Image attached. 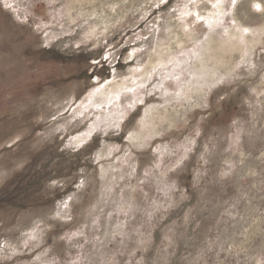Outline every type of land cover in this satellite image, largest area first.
I'll use <instances>...</instances> for the list:
<instances>
[{"label": "rangeland", "instance_id": "rangeland-1", "mask_svg": "<svg viewBox=\"0 0 264 264\" xmlns=\"http://www.w3.org/2000/svg\"><path fill=\"white\" fill-rule=\"evenodd\" d=\"M0 264H264V0H0Z\"/></svg>", "mask_w": 264, "mask_h": 264}, {"label": "bare ground", "instance_id": "bare-ground-1", "mask_svg": "<svg viewBox=\"0 0 264 264\" xmlns=\"http://www.w3.org/2000/svg\"><path fill=\"white\" fill-rule=\"evenodd\" d=\"M221 11L224 12V8H222ZM164 62H165V61L162 60V63H164ZM149 68H151L150 65H149V66H146L145 69H144V72H143V73H144V74H145V73H146V74H147V73L149 74V73H150V72H149L150 70H148ZM138 82H139V81H138ZM139 83H141V81H140ZM123 85H125V84L123 83V84H118V85L114 86V87H113L114 92H115V91L117 92V91L121 90ZM127 86H129V85H127ZM110 93H111V92H110ZM110 93H109V94H110ZM98 95H99V94H98ZM101 96H102V95H101ZM103 97H104V96H103ZM105 100H106V99H105ZM108 103H109V102H108ZM160 119L164 120V119H165V116H163V118L160 117ZM147 125H152V123H148Z\"/></svg>", "mask_w": 264, "mask_h": 264}]
</instances>
